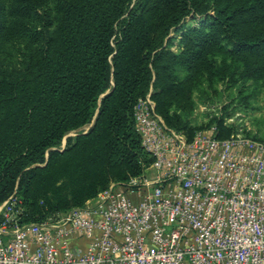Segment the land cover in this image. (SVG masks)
I'll use <instances>...</instances> for the list:
<instances>
[{
    "label": "trees",
    "instance_id": "trees-1",
    "mask_svg": "<svg viewBox=\"0 0 264 264\" xmlns=\"http://www.w3.org/2000/svg\"><path fill=\"white\" fill-rule=\"evenodd\" d=\"M53 1L49 14L36 12L45 0H0V52L8 42L28 44L17 66L0 71V201L15 189L22 221L81 205L109 181L142 171L152 157L132 107L149 89L163 122L187 138L210 124L216 137L236 130L223 122L233 113L202 94L212 107L205 121L190 115L194 93L213 87H205L216 72L209 45L225 40L234 52L220 81L261 79L264 90V0ZM207 9L210 28L180 30V50H170L167 30ZM86 123L62 149L49 148Z\"/></svg>",
    "mask_w": 264,
    "mask_h": 264
},
{
    "label": "built area",
    "instance_id": "built-area-1",
    "mask_svg": "<svg viewBox=\"0 0 264 264\" xmlns=\"http://www.w3.org/2000/svg\"><path fill=\"white\" fill-rule=\"evenodd\" d=\"M149 92L132 115L150 162L39 220H20L13 189L0 201V264H264V139L237 113L227 136L210 124L187 138Z\"/></svg>",
    "mask_w": 264,
    "mask_h": 264
},
{
    "label": "rangeland",
    "instance_id": "rangeland-1",
    "mask_svg": "<svg viewBox=\"0 0 264 264\" xmlns=\"http://www.w3.org/2000/svg\"><path fill=\"white\" fill-rule=\"evenodd\" d=\"M53 2V0H45L43 3V5H45L39 7L36 12L40 13L43 8H46L49 10V14H54ZM205 14H212V10L207 9L205 12L201 13L194 11L186 13L177 25L170 27L165 33L163 40L167 47L172 51L180 50L179 36L183 29L196 27L208 30L210 27L205 25ZM51 26L52 24H49L47 28L49 29ZM27 48L28 44L23 41L16 40L5 44L0 52V71L5 69L9 70L17 66L24 57ZM207 48L212 64L216 66V72L214 74L215 79H213L214 81L211 85H205V87H211L213 85L212 88L194 93L196 102L190 115L193 117L195 124L204 122L208 110L212 108L207 107L209 104L207 103L208 101L203 103V101L200 100L199 94H202V96H207V98L204 99L211 101L212 106L223 104L226 111L233 114L237 113L235 122L237 125H244V127H246L245 132H248L253 137L264 138V90L261 86V79H248L245 82L227 81L229 85L220 81L221 79L217 77L218 74H220L224 68H227V66H235L234 52L231 50L230 45L228 43L226 44L225 40L211 44ZM241 96H245V98L241 99ZM88 125L89 124L86 123L65 132L60 140L49 148L62 149L68 140V136L74 135L77 131L84 130ZM46 154L47 148L37 154L36 160L45 158ZM36 163L39 162H33V164Z\"/></svg>",
    "mask_w": 264,
    "mask_h": 264
}]
</instances>
